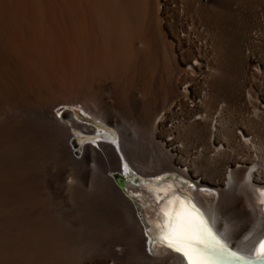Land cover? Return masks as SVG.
Masks as SVG:
<instances>
[{
	"label": "bare ground",
	"instance_id": "6f19581e",
	"mask_svg": "<svg viewBox=\"0 0 264 264\" xmlns=\"http://www.w3.org/2000/svg\"><path fill=\"white\" fill-rule=\"evenodd\" d=\"M202 2L204 6L215 3ZM153 5L154 26L143 17L136 23H125L119 15V19L104 25L94 26L90 19L83 27L85 12L64 11L61 25L51 28L60 52L70 49V43L95 45V53L103 62H111L109 65L114 62L116 66H128L142 51L143 73L135 82H126L130 85L126 98L134 114L131 120L113 119L110 107L115 97L108 84L90 96L54 95L45 80L28 69L22 49L12 46L22 56L25 67L20 64L25 69L20 82H10L0 68V218L12 220L25 212L46 218L38 192L44 179L37 169L39 157L50 154L58 164L61 186L69 191L88 182L103 197L107 215L121 222L129 238L126 248L131 260L122 259L121 247L113 249L109 258L92 264H188L175 250L179 245L173 243L170 247L165 239L174 237L182 221L195 219L182 214L185 207L200 211L230 247L248 256L257 255L264 237V59L245 54L248 65L255 66L257 80L237 95L240 120L236 127L226 128L219 135V111L208 119L204 88V62L211 47L201 30L188 28L181 19L169 15L180 13L179 5H171L169 0H154ZM200 12L211 13L207 9ZM214 37L216 43L220 41L217 33ZM257 37L249 35L253 42ZM160 95L161 103L154 104L147 113L146 103L158 100ZM66 105L114 127L115 132L78 121L73 110L54 112ZM182 125L197 135L199 145L186 146L176 140ZM72 130L98 137L93 141L95 146H84L80 158L73 156L69 146ZM115 171L124 177L116 181L109 175ZM139 206L149 237L144 236L137 216ZM245 227L247 230L241 234ZM150 245L153 250L148 253Z\"/></svg>",
	"mask_w": 264,
	"mask_h": 264
},
{
	"label": "rangeland",
	"instance_id": "374dc122",
	"mask_svg": "<svg viewBox=\"0 0 264 264\" xmlns=\"http://www.w3.org/2000/svg\"><path fill=\"white\" fill-rule=\"evenodd\" d=\"M132 1L0 0V68L9 77L6 78V81L20 82V76L25 69L21 65L23 64L25 67L22 56L12 50V46L15 45L22 49V54L25 55L23 58L26 59L25 62L28 67L30 66L28 69L41 76L45 80V85L50 87L54 95L81 94L90 96L97 91L95 89L108 84L112 95L115 97L111 99L110 107L113 119L115 116L116 120L133 119L134 114L129 100L126 98V92L130 85H127L126 82H135L143 73V62L140 65L142 51H139L140 55L132 57L133 61L131 59L128 66L125 64V67H120L114 65V62L111 65H109L111 62H106L108 66L103 62L101 56L95 53V45L70 43L67 45L70 49L64 50L65 53L63 54L64 51L58 50V43L53 36L55 27L61 25L59 20L61 21V14L64 11L85 12L83 27L89 24L90 19L94 20L92 21L94 26L95 23L104 25L113 18L117 19L119 15L123 22L126 19L127 22L125 23H136L140 20L139 18L143 17L146 22L154 26L156 23L154 0ZM210 1H215V3L208 2L204 6L202 0H195V2L193 0H169L171 5H179L181 9L180 13L170 12L169 15L181 19L188 28L201 30L203 38L211 47L206 54L203 68V73L206 75L204 83L207 94L206 108L209 120H212L216 112L219 111L218 134L221 135L226 128L236 127L240 120V110L236 103L238 93L248 89V87L250 88L257 80L254 74L255 66L248 65L245 54L251 53L258 59H264V0ZM139 9L142 10V13ZM202 9H207L211 13L203 14L200 12ZM89 12L92 16L89 15ZM137 12L139 13L137 14ZM47 32H52L50 33L52 35ZM216 33L220 37V41L217 43L214 40ZM250 34L258 35L256 41L253 42L249 39ZM237 50L239 52H236ZM113 66H116V71L112 69ZM152 71L153 68L149 72L151 75ZM161 101L162 95L158 97V100L147 102L146 112L149 113L154 104L159 105ZM56 110H58L57 114L64 110H73L78 121L93 126L97 130L109 129L115 132L114 127L96 120L75 106L66 105L62 108H56L54 112ZM71 133L73 134L69 146L76 158L82 156L85 145H94L93 141L98 139L97 134L87 135L79 130H72ZM175 137L178 142L186 146L199 145L197 135L184 128L183 125L180 126ZM39 161L37 170L44 182L38 192L45 207L46 218H42L39 213L27 212L12 220L0 218V264H92L94 261L109 258L113 249L121 247L123 249L122 259L131 260V255L126 248L129 238L121 222L117 218L107 215L103 205V197L98 195V192L88 182L69 190L70 193L57 180L59 170L56 168L58 164L54 158L50 154H42L38 159ZM152 164L150 165L153 167L157 166V163ZM145 165H149L148 155ZM130 173L134 174L135 172L131 171ZM109 175L114 177L116 181L124 177L117 171L111 172ZM177 177L182 179L179 175ZM203 190L201 188V191ZM140 208L139 206L137 216L141 220L144 236L149 237L148 225ZM247 228L245 227L241 234ZM117 246L118 248H116ZM146 250L149 253V250H153V246L150 245Z\"/></svg>",
	"mask_w": 264,
	"mask_h": 264
},
{
	"label": "snow or ice",
	"instance_id": "6c2138e0",
	"mask_svg": "<svg viewBox=\"0 0 264 264\" xmlns=\"http://www.w3.org/2000/svg\"><path fill=\"white\" fill-rule=\"evenodd\" d=\"M186 203V202H185ZM183 215L195 217V219L182 221L174 237L165 236L171 247L173 243L179 246L176 251L188 259L189 264H212L207 250H212L219 242L216 241L198 213L185 207ZM264 258V242H261L257 249V259Z\"/></svg>",
	"mask_w": 264,
	"mask_h": 264
},
{
	"label": "water",
	"instance_id": "95a60500",
	"mask_svg": "<svg viewBox=\"0 0 264 264\" xmlns=\"http://www.w3.org/2000/svg\"><path fill=\"white\" fill-rule=\"evenodd\" d=\"M198 214L210 229L214 239L219 242L212 250H207V255L210 257L212 264H264V258L257 259V255L248 256L230 247L225 240L216 233L206 217L200 211H198ZM262 240L264 241V237ZM185 259L189 264L188 259L186 257Z\"/></svg>",
	"mask_w": 264,
	"mask_h": 264
}]
</instances>
